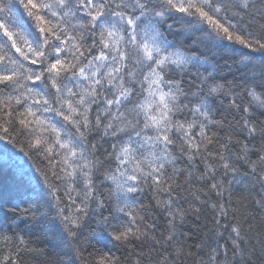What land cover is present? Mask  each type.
<instances>
[{"label": "snow or ice", "instance_id": "snow-or-ice-1", "mask_svg": "<svg viewBox=\"0 0 264 264\" xmlns=\"http://www.w3.org/2000/svg\"><path fill=\"white\" fill-rule=\"evenodd\" d=\"M177 30L245 49L236 75L169 40ZM254 53L264 56V0H0V140L27 134L50 164L15 194L31 200L22 211L5 210L0 192V229L9 213L35 221L46 205L79 264H264V59ZM180 177L214 210L198 242L180 229ZM234 185L252 197L237 201L243 210ZM146 189L154 205L141 202ZM156 210L168 218L159 236L147 222ZM44 255L15 229L0 231V264Z\"/></svg>", "mask_w": 264, "mask_h": 264}, {"label": "trees", "instance_id": "trees-1", "mask_svg": "<svg viewBox=\"0 0 264 264\" xmlns=\"http://www.w3.org/2000/svg\"><path fill=\"white\" fill-rule=\"evenodd\" d=\"M9 4H18V0H5ZM16 13V18L20 20L21 23L30 24L31 21L28 20L26 16H23V10L18 6L13 9ZM171 23V21H169ZM200 38V33H186L182 30L173 31L168 34V39L172 40L177 46H182L184 50L188 52H195L202 56H207L209 61L217 65V73L224 78L232 79L235 75L236 65L234 61L239 58V53L246 51L239 45L230 43L226 40H219L217 38L216 43L213 44L209 41H202L199 43H194ZM207 45V47H205ZM255 62L258 64L261 59H264L260 53H254ZM231 66V71H230ZM53 119L58 120L53 114ZM19 128V125L16 126ZM2 135V133H0ZM31 138L27 134L18 135L13 132L11 136L6 139L0 140V192H3L6 198L10 199L8 204H5V210L12 207L13 205H19V209L22 211L27 207L31 200L27 196L15 198V194L19 192H24L34 187L35 177L37 180H42L41 172H46L50 168L48 158L43 154L42 149H33L29 147ZM107 146V145H105ZM23 148L24 151L21 152L20 149ZM29 153V155H25ZM180 166L184 167L183 161L180 162ZM200 169H203V164L199 165ZM40 171H37V170ZM49 175L51 173L49 172ZM53 183H58V181L53 180ZM180 183L183 185V190H177V193H173L174 198L177 200L179 206L187 210V215L185 217V222L180 225L182 232H188L192 235L194 241H199L204 238L206 233H210L214 227V210L208 204H200L199 201H195L192 196L193 187L188 183L184 182V177H180ZM199 187L201 184L196 183ZM63 196V192L59 193ZM107 195V193H105ZM163 198H166L162 194ZM248 196L243 189L234 185L231 192L232 203L236 207H241L237 204V201L242 197ZM23 199V203H21ZM141 202L145 205L150 202L154 205L155 201L151 198V193L149 190H145V193L140 195ZM201 199L207 200V197L201 196ZM215 193H211V203L215 201ZM224 201L227 202L229 199V193L226 191L223 197ZM248 200L251 201L252 197L248 196ZM65 202L67 199L65 198ZM199 208L200 211L197 213L196 209ZM243 210V209H242ZM149 211H152L149 209ZM41 213H47V218L41 216ZM107 215V212L104 213ZM40 219L31 220L30 218L17 219L16 216H12L9 213V219L5 221V227L0 229V231H9V229H15L17 233H22L26 238L32 240L37 246L45 250L44 256H26V264H47V259L51 258L54 260H63L64 264H69L71 258V264H79V261L75 259L71 250L64 246V243L60 240L59 235L62 233V228L60 227L59 221L54 219L55 209H51L48 206L40 207L38 213ZM2 216V213H0ZM167 217L159 212V210L153 211L152 215L148 217V223H155L157 226L156 235L159 236L162 231L167 228ZM15 220V223H11ZM224 221L222 220V223ZM179 223V222H177ZM95 227V219H91L89 224L85 227L83 235L87 236L90 228ZM226 235V234H225ZM91 243H95L93 238H89ZM192 242V241H190ZM223 242V241H221ZM82 248H88L86 243L81 244ZM99 247V245H97ZM111 247V244L108 245ZM91 251V248H88ZM121 253H117L120 255ZM87 255V252H85Z\"/></svg>", "mask_w": 264, "mask_h": 264}]
</instances>
